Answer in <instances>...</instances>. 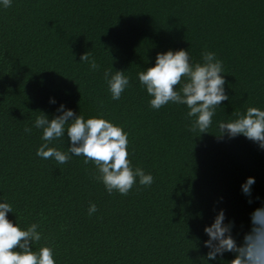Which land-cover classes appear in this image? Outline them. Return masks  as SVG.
Segmentation results:
<instances>
[{
  "label": "trees",
  "instance_id": "obj_1",
  "mask_svg": "<svg viewBox=\"0 0 264 264\" xmlns=\"http://www.w3.org/2000/svg\"><path fill=\"white\" fill-rule=\"evenodd\" d=\"M180 49L193 63L204 51L223 62L229 100L209 133L189 131L186 105L152 109L139 84L137 73L155 66L157 53ZM88 51L97 71L80 62ZM112 67L130 78L119 100L103 76ZM61 104L121 127L131 166L153 183L109 194L83 156L66 164L38 157L44 141L35 119L59 115ZM248 107L264 110V0L0 3V202L12 205L16 216L8 218L22 229L40 225L33 250L52 247L56 264H229L231 253L206 260L204 228L223 209L239 242L250 213L264 206V150L243 136L217 137L218 122ZM69 146L67 136L49 144ZM248 177L251 197L241 191ZM92 203L97 212L89 216Z\"/></svg>",
  "mask_w": 264,
  "mask_h": 264
},
{
  "label": "clouds",
  "instance_id": "obj_2",
  "mask_svg": "<svg viewBox=\"0 0 264 264\" xmlns=\"http://www.w3.org/2000/svg\"><path fill=\"white\" fill-rule=\"evenodd\" d=\"M0 3L5 8L11 7V0H0ZM201 56L202 63H193L188 49L168 50L157 53L155 66L137 73L140 86L151 97L149 106L152 109L159 110L169 103L186 105V118L191 121L189 131H198L200 135L209 133L216 109L229 100L223 62L214 52L204 51ZM80 62L89 64L91 71L100 67L89 51L81 55ZM103 76L112 100H119L130 87V78L124 70L113 71L112 67L106 69ZM50 102L55 103V100ZM57 112L60 114L51 119L43 112L35 119L34 127L42 129L44 141L37 149L38 157L66 164L71 156H83L85 164L95 165L94 179L101 182L109 194L115 191L126 196L137 181L140 186L153 183L151 174L131 166L128 134L121 127L104 118L85 119L63 104ZM235 116L228 122H218L220 135L216 136L220 139L243 136L264 150V110L248 107L244 113H235ZM25 132L30 133L31 128H25ZM65 136L70 142L67 152L49 147L51 142ZM254 184L255 178L248 177L241 185L242 194L251 197ZM248 202L251 204L252 200ZM96 212L97 206L90 204L88 215ZM9 213L14 214L12 205L0 202V264H56L52 247L40 246L33 250L43 238L38 230L40 225L32 223L22 229L8 218ZM225 220V211L219 209L211 225L204 228L208 237L203 242L208 249L206 260H216L218 256L231 253L233 259L229 264H264V206L250 213L249 230L239 242L233 236L235 222L225 223Z\"/></svg>",
  "mask_w": 264,
  "mask_h": 264
}]
</instances>
